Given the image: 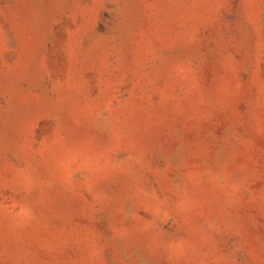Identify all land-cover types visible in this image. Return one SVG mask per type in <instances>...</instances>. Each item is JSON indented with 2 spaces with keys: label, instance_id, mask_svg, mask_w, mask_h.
<instances>
[{
  "label": "rangeland",
  "instance_id": "374dc122",
  "mask_svg": "<svg viewBox=\"0 0 264 264\" xmlns=\"http://www.w3.org/2000/svg\"><path fill=\"white\" fill-rule=\"evenodd\" d=\"M0 264H264V0H0Z\"/></svg>",
  "mask_w": 264,
  "mask_h": 264
}]
</instances>
